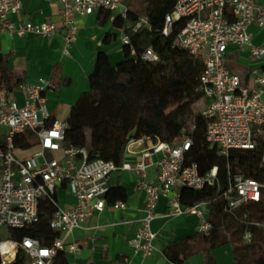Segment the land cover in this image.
Instances as JSON below:
<instances>
[{
    "label": "built area",
    "instance_id": "2783aa9c",
    "mask_svg": "<svg viewBox=\"0 0 264 264\" xmlns=\"http://www.w3.org/2000/svg\"><path fill=\"white\" fill-rule=\"evenodd\" d=\"M49 1V0H48ZM60 5L59 22L14 20L11 15L20 11L22 0H0V32L23 37L36 35L51 38L62 33L63 53L78 35L76 16L107 10L127 18L135 0H50ZM182 21L175 43L202 62L198 89L204 106L200 111L205 120V140L222 156L235 149H254L258 138L264 140V71L253 68L247 82L232 72L226 64L227 47L238 49L249 46L250 55L264 56V44H252L251 27H264V2L260 0H175L165 13L161 36L167 38L174 24ZM149 29L148 18L140 13L130 26L132 33ZM121 31V43L134 54L128 32ZM141 58L157 60V53L146 47ZM56 85L45 77L23 81L16 91L21 103L13 97L14 90L0 84V229L6 237L0 238V264H14L22 255L25 264H50L57 251L72 253L79 249L70 240L75 229L81 227L94 213L102 211L107 201L108 179L119 169H131L140 175L137 187L144 192L142 216L129 244L135 253L150 256L156 250L155 241L160 232L153 231L150 222L156 215L159 198L167 199L170 215L192 214L198 218V232L211 228L205 201L182 205L180 188L201 189L215 182L216 167L200 174L196 162L185 163V152L191 137L182 133L173 143L150 137L130 139L129 142L149 144L134 165L115 164L112 160L89 158L87 149L73 144L63 145L67 120L52 118L46 107L45 93ZM25 135V137H24ZM25 138L33 145L17 144ZM32 149V150H31ZM19 151H27L19 156ZM30 151V152H29ZM61 154L57 158L54 153ZM264 165V149L260 158ZM155 169L154 180L147 179V169ZM63 188L71 198L65 206L55 199L56 209L48 219L52 230L60 236L50 245H42L37 238L10 237V231L32 226L38 220V202L41 197L54 199ZM264 184L244 177L241 173L229 176L223 191L225 208L233 210L247 203H259ZM125 208L124 201L111 204ZM114 264H128L115 262Z\"/></svg>",
    "mask_w": 264,
    "mask_h": 264
},
{
    "label": "trees",
    "instance_id": "16d2710c",
    "mask_svg": "<svg viewBox=\"0 0 264 264\" xmlns=\"http://www.w3.org/2000/svg\"><path fill=\"white\" fill-rule=\"evenodd\" d=\"M174 1L142 0V11L132 9L125 19L107 10L97 11L98 24L104 25L110 19L112 26L130 34L135 53L123 45V58L111 64L104 48H97L88 75L89 87L79 94L66 119L68 127L63 145L83 146L89 158L112 160L119 165L130 139L150 137L153 141L173 143L182 133L189 135L191 144L185 152V163L196 162L200 174L215 166L216 177L212 185L201 189L181 187L179 200L182 205L205 201L211 228L206 233L196 232L167 242L163 247L165 256L175 264H183L187 257L200 253L203 264H214L212 249L230 244L235 264H264V190L259 203L250 202L233 210L225 208L223 195L232 174L241 173L264 184V165L260 161L264 140L260 137L256 148L235 149L228 156L218 154L215 147L206 142L201 110L193 112V104L202 98L198 89L202 62L175 43L182 21L174 24L167 38L161 36L164 15ZM140 13L147 15L149 29L132 33L129 28ZM110 39L111 35L106 33L103 44ZM148 46L157 53V60L141 58ZM7 61L8 54L0 53V77L5 79L8 90H14L23 79L10 70ZM55 72L50 78L53 82ZM63 82L68 83V79ZM173 90H181V98L166 112V96ZM17 144L31 146L34 141L25 138ZM53 197V200L41 197L38 220L28 228L11 230L10 237L20 240L30 236L42 245H50L58 238L60 233L48 225L56 209L57 197ZM104 197L114 203L117 199L124 200L126 193L121 187L108 186ZM14 264H25L23 256H18ZM50 264H68L67 254L57 251Z\"/></svg>",
    "mask_w": 264,
    "mask_h": 264
},
{
    "label": "crops",
    "instance_id": "0c3cea01",
    "mask_svg": "<svg viewBox=\"0 0 264 264\" xmlns=\"http://www.w3.org/2000/svg\"><path fill=\"white\" fill-rule=\"evenodd\" d=\"M59 10L60 5L56 1L22 0L20 11L11 17L14 20H30L34 23L53 21L59 25ZM96 15L97 11L76 16L78 35L67 54L63 53L61 31L51 38L36 35L19 37L0 32V53L8 54V67L19 74L23 81L34 80L40 76L50 79L56 70L53 80L57 84L50 79L57 85L56 89L45 93L52 118L66 120L79 94L88 89V75L93 68L99 46L104 48L111 64L122 59L120 29L112 26L110 19L104 25L98 24ZM250 29L252 44H264V27L252 26ZM106 33L111 35V39L109 43L103 44ZM226 64L232 72L247 82L251 69L258 68L263 71L264 56L253 57L250 55L249 46L238 49L230 44L226 51ZM67 79L68 83L63 82ZM0 84L5 86V79L2 77ZM16 89L13 97L21 103L22 97ZM200 100L203 101L202 98ZM148 144V141L144 144L127 143L121 163L134 165L140 160L142 151ZM17 154L23 156L27 151H19ZM138 178L140 175L131 169H119L110 174L109 186L121 187L126 193L124 200H115L124 201L125 208H115L112 203L107 202L102 211L94 213L81 227L75 229L70 240L78 243L79 249L66 253L68 264H114L124 261L128 264H175L165 256L163 247L167 242L198 232V218L192 214L170 215L167 199L159 198L155 207L156 215L150 222L151 229L160 232L155 241L156 250L145 257L135 253L129 240L139 226L145 200L144 192L136 184ZM154 178L155 169L150 167L147 169V179ZM56 195L59 204L63 206L71 201L63 188H59ZM212 255L214 264H235L230 244L212 249ZM183 264H203L202 255L193 254Z\"/></svg>",
    "mask_w": 264,
    "mask_h": 264
},
{
    "label": "rangeland",
    "instance_id": "374dc122",
    "mask_svg": "<svg viewBox=\"0 0 264 264\" xmlns=\"http://www.w3.org/2000/svg\"><path fill=\"white\" fill-rule=\"evenodd\" d=\"M143 6H144V4H143L142 0H135L132 3V8L135 9L137 12H141ZM122 58H123V56H122ZM180 98H181V90H173V91L169 92L167 94V96H166V101H165L166 112H168L170 110V108L172 107L173 103H175V101L177 99H180ZM203 106H204V102L202 100H200V99L197 100L193 104V112L194 113L199 112L203 108ZM46 107L49 110L48 102L46 103ZM60 154L61 153L59 151H57V152L54 153V156L58 158L60 156ZM6 234L7 233H6L5 229H0V238L6 237Z\"/></svg>",
    "mask_w": 264,
    "mask_h": 264
}]
</instances>
